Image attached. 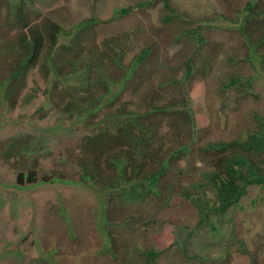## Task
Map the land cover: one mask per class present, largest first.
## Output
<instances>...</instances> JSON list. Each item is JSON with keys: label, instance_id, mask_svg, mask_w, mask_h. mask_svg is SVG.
I'll return each instance as SVG.
<instances>
[{"label": "trees", "instance_id": "obj_1", "mask_svg": "<svg viewBox=\"0 0 264 264\" xmlns=\"http://www.w3.org/2000/svg\"><path fill=\"white\" fill-rule=\"evenodd\" d=\"M7 1L12 13L8 14L11 18L7 16L0 24V35L4 31L8 38L0 43V54L4 55V60L9 64L7 76L0 81V90L12 108L17 106L22 97L23 104L33 99V94L22 96L26 87L24 81L28 72L41 60L44 74L52 72L62 78L61 82L54 83L51 96L54 107L62 114L92 116L100 110L105 99H108L106 105L111 107L116 103V97L120 101L126 91H132L136 107L129 109L127 104L130 102H126L108 110L99 121L93 122L91 131L67 148V158L79 177L68 178L64 170L42 172L37 158L43 150L42 142L30 133H20L17 137L0 140L1 158L15 170L17 184L25 186L52 179L80 182L101 192L104 198L99 196V202L105 205L110 221L120 222L122 227L143 223L150 232L155 226L169 224L167 220L161 221L157 212L168 204L172 195H181L193 206L195 214L193 227L171 223L187 230L186 238L175 241L176 255L180 256L181 264H214L226 259V255L228 257L225 262L231 264L228 252L221 249L206 252L202 244H197L193 250L189 241L199 238L215 241L218 229L212 222V215L221 219L228 208L240 204L249 188L261 186L264 189V116L258 114V111L253 112V122L239 123L232 138L208 139L198 146L194 154L190 151L195 120L189 99L183 92L195 78L197 60L205 58L221 44L205 34V30L216 28L215 19L212 20L214 14L210 11L211 3L192 0L190 4L184 5L179 0H162L166 12L163 18L165 22H171L174 18L198 21L199 26L193 31L190 30L193 26L184 30V34L195 44V50L185 60L184 78L181 81L172 74L159 71L160 82H153L156 85L155 92L146 93L142 100H138L142 87L149 84L147 77L153 70V66H144L145 60L151 59L153 45L146 44L127 63L126 68L124 60L132 50V43L147 38L142 23L124 31L120 36L104 40L105 47L99 49L95 37L88 35L101 22L95 16L78 24L69 45H58L63 27L56 19L48 14L37 23L38 18H29L37 10L35 7L23 0ZM37 1L45 5L50 3L48 0H29L31 4ZM153 1H140L137 5L145 7ZM246 1L245 7L236 9L237 13H231L233 0H222L226 6L222 15H229L232 25L239 24V33L245 37L244 45L249 48L247 60L258 61L264 70V0ZM2 9L0 4V13ZM130 11V8H123L119 14ZM119 14L106 22L113 21ZM3 25L9 30L5 31L1 27ZM13 29L16 34L10 33ZM83 35L87 43L83 42ZM240 49L239 43L237 50ZM205 64L203 62L199 71L207 70ZM116 68L124 69L119 77ZM256 78L255 74H245L241 69H236L226 78L224 82L227 83L221 86L226 97L221 102L225 113L231 103L235 104L236 109L241 99L260 97L253 88ZM114 85L116 94L110 97ZM39 111L41 114L47 112L45 108ZM166 118L169 119V128L163 131ZM222 119L223 116L218 113L220 126ZM223 123L222 127L227 122L224 120ZM191 156L201 163L200 170L193 167L194 171L187 172L180 166V161L184 159L191 162ZM171 169L177 172V179L188 178L190 184L183 185L176 178L168 180ZM230 229L231 236L239 242L248 258L240 257L238 264L239 261L264 264V261L259 263L257 257L245 248L246 242L236 235L235 226ZM126 234L109 231L106 253L110 259L123 257V261H126L130 254V244L134 242ZM133 249L143 258V264H157L160 257L168 256L169 251L145 248L138 242Z\"/></svg>", "mask_w": 264, "mask_h": 264}, {"label": "rangeland", "instance_id": "obj_2", "mask_svg": "<svg viewBox=\"0 0 264 264\" xmlns=\"http://www.w3.org/2000/svg\"><path fill=\"white\" fill-rule=\"evenodd\" d=\"M23 1L37 9L29 17L38 18L37 23L50 14L61 24L63 31L58 45H69L78 24L82 20L95 16L101 22L96 24L88 35L95 37V44L99 49L105 47L104 40L120 36L124 31L142 23L146 28L147 38L141 39L136 44L132 43V50L124 60V68H126L127 63L146 44L153 45L151 59L144 62L147 68L153 66L151 75L147 77L150 85L147 83L142 87L138 100H142L146 93L155 92L156 85L153 82H160L159 71L172 74L181 81L184 78L185 60L195 50V44L184 34V30L193 26V29H190L193 31L199 26L198 21L174 18L171 22H165L163 18L166 12L162 0H154L152 4L145 7L137 5L145 0H48L50 2L48 5L40 1L35 4H31L29 0ZM179 1L185 5L190 4L192 0ZM204 1H208L207 4L211 3L210 11L214 14L212 20L215 19L216 25L215 30H205V34L214 37L221 44L217 45V49L209 52L205 58L197 60L195 78L191 86L188 89L185 88L183 92L189 99L188 103L195 120L194 135L190 142L192 146L190 151L193 154L198 146L208 139L232 138L239 123L253 122V112L258 111V114L264 116L262 65L254 59L247 60L249 48L244 45L245 37L239 33V24L232 25L229 15L226 17L222 15L223 10L226 9L222 0ZM246 3V0H233L231 13H237L236 9H242ZM0 4L3 7L0 13V24H2L12 12L9 11L10 4L7 0H1ZM128 7L132 8L129 13L119 14L120 9ZM115 14L119 16H116L113 21L106 22ZM8 17L11 18V15ZM1 27L5 31L9 30L4 25ZM10 33L16 34V30L13 29ZM5 38L3 31L0 35V43L4 42ZM82 38H84L83 42L87 43L85 35ZM239 43L241 49L237 50ZM3 56L0 54V81L7 76L9 64ZM41 61L29 71L24 81L26 87L23 89L22 96L33 94L31 102L23 104L22 97L17 106L12 108L3 96V91L0 90V140L17 137L20 133L25 135L30 133L42 142L43 150L37 156L42 172L64 170L68 178L79 177L74 165L67 158V148L91 131L93 122L99 121L108 110L126 102H130L127 104L129 109H135L133 103L135 98L132 96V91H126L123 92L120 101L116 97V103L111 107L106 105L108 99H105L100 110L92 116L62 114L51 101L54 83L61 82L62 78L52 72L44 74L41 70ZM203 62L206 63L207 70L199 71ZM236 69H241L245 74L253 73L257 76L253 88L260 97L241 99L236 109L235 104L231 103L225 113L221 108V102L226 97L221 86L227 83L224 81ZM123 72L124 69L116 68L117 77ZM115 87L116 85L110 97L116 94ZM40 108H45L47 112L41 114ZM218 113L223 116L221 126L217 121ZM224 120L227 123L222 127ZM163 124L164 131L169 128V119L166 118ZM35 154L31 156L34 157ZM190 159L191 162L184 159L179 163L183 169H186L185 171L202 168L201 163L197 162L193 156ZM175 173L177 172L171 169L168 180L175 179L177 175ZM68 180L70 179H52L37 184L19 185L16 182L15 170L3 161L0 154V264H143V258L133 249L136 242L145 248L169 250L168 256L160 257L157 264L182 263L180 256L176 255L177 242L175 241L186 238L187 230L171 223L193 227L195 221L193 206L183 196L170 197L168 204L157 212L158 218L161 221L167 220L169 224L163 227L155 226L150 232L143 223L124 225L125 228H123L120 222L110 221L107 218L105 205L99 202V196L104 198L101 192L80 182L71 183ZM176 180L183 185L191 182L184 177L176 178ZM211 218L218 229L216 240L193 239L189 241L191 249L195 250L197 244H202L206 252L221 249L229 253L231 264H238L240 257H247L239 242L231 236L230 228L235 226L236 235L246 242L245 248L257 257L259 263H263L264 189L261 186L249 188L248 194L240 204L228 208L221 215V219L216 215H212ZM110 230L117 233L125 232L127 237L134 239L135 243L131 242L130 254L127 255L126 261H123V257L110 259L106 253ZM173 242L174 245H172ZM227 257L226 255V259ZM226 259L216 261L214 264H228L225 262ZM239 262V264L249 263V261Z\"/></svg>", "mask_w": 264, "mask_h": 264}, {"label": "clouds", "instance_id": "obj_3", "mask_svg": "<svg viewBox=\"0 0 264 264\" xmlns=\"http://www.w3.org/2000/svg\"><path fill=\"white\" fill-rule=\"evenodd\" d=\"M17 4V3H16ZM128 8H130V7H128ZM131 10H132V8H130ZM5 39H8L7 37L5 38ZM9 42V40L8 41H6L4 44L6 45L7 43ZM151 55V54H150ZM37 66V65H36ZM35 66V67H36ZM29 73V72H28Z\"/></svg>", "mask_w": 264, "mask_h": 264}]
</instances>
